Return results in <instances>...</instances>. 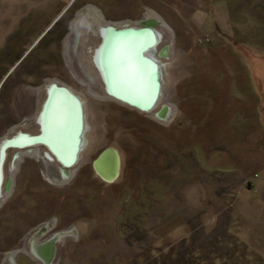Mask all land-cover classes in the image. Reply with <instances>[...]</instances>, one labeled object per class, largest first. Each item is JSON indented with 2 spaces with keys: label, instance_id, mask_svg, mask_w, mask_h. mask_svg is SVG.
I'll use <instances>...</instances> for the list:
<instances>
[{
  "label": "rangeland",
  "instance_id": "374dc122",
  "mask_svg": "<svg viewBox=\"0 0 264 264\" xmlns=\"http://www.w3.org/2000/svg\"><path fill=\"white\" fill-rule=\"evenodd\" d=\"M70 2H47L67 8L37 39L23 23L0 46V140L38 134L46 84L77 96L84 121L70 167L43 144L6 150L0 264H264V0ZM102 25L156 31L150 110L105 92ZM22 71L44 78L22 80L14 112ZM107 148L124 159L112 181L93 167Z\"/></svg>",
  "mask_w": 264,
  "mask_h": 264
},
{
  "label": "water",
  "instance_id": "95a60500",
  "mask_svg": "<svg viewBox=\"0 0 264 264\" xmlns=\"http://www.w3.org/2000/svg\"><path fill=\"white\" fill-rule=\"evenodd\" d=\"M73 0H71L72 2ZM70 2V3H71ZM69 3V4H70ZM67 8V6H66ZM66 8L61 12L63 13ZM60 15L54 20L56 21ZM133 38H136V43L133 44L134 48H130L133 54L134 58V64L131 63V60L128 59L125 61L122 58L119 60H114L115 55H118L119 47H122V44H127L130 40ZM157 42V33L156 31L148 26L143 28H135V27H128V28H121L119 30H115L114 27L111 28V30L108 32V34L101 39V43L98 47V50H100V61L102 62L101 65L103 66V75L105 77L104 83L108 88V92L110 94H113V96H116V98L123 100L124 102H127L130 104V106H135L140 108L141 110L147 111L153 108L155 105L158 96L160 95V77L162 74L161 65L157 64V59L149 54V50L151 48L155 47V44ZM165 54L167 53V50L164 51ZM111 56V58H110ZM109 58L111 60H109ZM115 68H113V66ZM125 67L129 68H135L136 75L140 73L142 75L143 79H147L146 85H141L140 79L141 76L137 77L136 83L133 84V86L136 88L134 90L135 93H132L129 91L126 87H124L121 83L122 80V72L124 71ZM160 71V73H159ZM5 78V77H4ZM2 79V81L4 80ZM2 81L0 83H2ZM54 89V95L51 90ZM57 90V91H56ZM128 90V91H127ZM51 91V92H50ZM52 93V94H51ZM55 95H60L62 98L65 99L66 102H68L71 106V110L73 113L72 121H73V130L71 131V151L69 152L66 159L63 157H57L53 151L49 148V144L47 142L46 132L41 133V138L38 137H26L27 140H31L30 142H40L41 144L47 146V148L51 151L53 156L62 164V162L68 166L75 163L77 160L78 153L81 149V145L83 142V131H84V121H83V112L81 105L78 101V99L70 93L67 89L60 87H56L54 84L50 87L49 95H47V98L44 102L43 110L41 113V118L45 121L47 124V120L49 118V113L52 111L53 108V100ZM53 96V97H51ZM129 106V105H128ZM165 109V108H164ZM163 113V112H162ZM161 113V114H162ZM68 125V122L65 121V126ZM46 127V125H45ZM65 127V133L68 134L67 128ZM45 135V136H44ZM107 150H111L114 154V166L112 167V175L109 178H104L106 181H112L114 180L119 172V155L113 148H107L103 150L99 155L96 157V159L93 161V167L96 171L95 163L98 162L104 153ZM60 159V160H59ZM63 164V165H64ZM65 166V165H64ZM66 167V166H65Z\"/></svg>",
  "mask_w": 264,
  "mask_h": 264
},
{
  "label": "bare ground",
  "instance_id": "6f19581e",
  "mask_svg": "<svg viewBox=\"0 0 264 264\" xmlns=\"http://www.w3.org/2000/svg\"><path fill=\"white\" fill-rule=\"evenodd\" d=\"M114 27L113 25H105V26H101L99 27V33L101 35V38H104L108 32L111 30V28ZM115 30H119L121 28H116L114 27ZM124 28H128V27H124ZM136 43V38H133L132 40H130L129 42H127V44H122V47H119V50H118V55H115V59L114 60H119L120 58H122L123 60L125 59V61H127V58L128 59H133L131 60V63L134 62V58L132 57L133 54L132 52L134 51H131L130 48H134L133 44ZM100 50H96L95 51V55L93 56V61L99 71V74L101 75L100 77L102 78L103 82L105 80V77L103 75V66L101 65V61H100V58H99V55H100ZM111 58V56H110ZM109 58V60H111ZM134 64V63H132ZM113 68H115L114 65H112ZM136 70L137 69H133L132 67L129 68V67H125L124 71L122 72V80H121V83L124 87H126L129 91H131L132 93H135L134 90L136 88V85L135 87L133 86V84L136 83V80H137V77L141 76L140 73H138L136 75ZM160 73V71H159ZM159 77H160V74H159ZM160 79V78H159ZM141 81V85H146L147 83V79H143V77L140 79ZM54 83L52 84H49L47 85V90H48V94L49 95V90H50V87L53 85ZM105 84V83H104ZM55 85V84H54ZM56 87H58V89L60 88L59 86L55 85ZM106 85H104V90L105 92L107 93L108 96H110L111 98H114L116 99L117 101L121 102V103H124L126 105H129L127 102H124L123 100H120L118 98H116V96H113V94H110L108 92V88L107 86L105 87ZM64 88V87H63ZM66 89V88H65ZM127 90V91H128ZM52 93L54 92V89L51 90ZM50 91V92H51ZM57 91V90H56ZM69 91V90H68ZM70 92V91H69ZM51 93V94H52ZM55 93V92H54ZM53 93V95H54ZM71 93V92H70ZM53 97V96H51ZM77 98V96H75ZM78 99V98H77ZM79 101V99H78ZM80 103V101H79ZM81 105V103H80ZM140 111H144V110H141L140 108L138 107H135V106H132ZM81 108H82V105H81ZM148 111V110H147ZM83 112V111H82ZM49 118L47 120V124H46V120L44 121L42 118L39 120L40 122V127H41V133H44L46 132V137L47 138V142L49 144H45V145H48L49 148L53 151V153L57 156V157H63L64 159H66V157L68 156L69 152L71 151V131L73 130V121H72V110H71V106L68 102L65 101L64 98H62L60 95H55L54 97V100H53V108H52V111H50L49 113ZM65 121L68 122V127L65 126ZM46 125V127H45ZM65 127L67 128V133L66 134L64 131H65ZM41 133L40 135H38L40 138H41ZM44 135V136H45ZM38 136H33V137H38ZM28 136H16L14 138H2L0 140V147H3V157L2 159H0V164H1V161H3V158L5 156V153H6V150L10 147H15V148H25V147H29V146H33L35 144H41L40 142H30L31 140H27ZM30 137V136H29ZM49 157V156H48ZM60 157V158H61ZM50 159H52V157L50 156L49 157ZM57 160V159H56ZM60 160V159H59ZM114 162H115V159H114V154L111 150H107L104 155L102 156V158L95 163V167H96V173L100 176V177H104V178H109L111 175H112V167L114 166ZM62 164H64L62 162ZM74 164V163H73ZM72 164V165H73ZM66 167H70L66 164H64ZM1 169H0V196L2 195V187H1ZM14 253H8L7 256L8 257H11V260L13 258V255ZM41 257V256H40ZM6 262V261H5ZM12 263V262H10Z\"/></svg>",
  "mask_w": 264,
  "mask_h": 264
},
{
  "label": "crops",
  "instance_id": "0c3cea01",
  "mask_svg": "<svg viewBox=\"0 0 264 264\" xmlns=\"http://www.w3.org/2000/svg\"><path fill=\"white\" fill-rule=\"evenodd\" d=\"M48 1L36 0L35 3L33 0H0V46L9 40L23 23L28 26L33 25L36 28V34L32 37L33 40L47 30L49 28L48 20L53 23L62 12L57 15L53 7L46 6ZM14 61H16V58ZM194 203L197 202L194 201L190 205Z\"/></svg>",
  "mask_w": 264,
  "mask_h": 264
},
{
  "label": "flooded vegetation",
  "instance_id": "af4514ba",
  "mask_svg": "<svg viewBox=\"0 0 264 264\" xmlns=\"http://www.w3.org/2000/svg\"><path fill=\"white\" fill-rule=\"evenodd\" d=\"M25 34L23 35V37L22 38H25ZM26 40V39H25ZM26 42H29V40L28 41H26ZM22 52H26V48H24L23 49V51ZM24 53H21V54H19L17 57H16V60H18L20 57H22L23 56V54ZM95 55V54H94ZM32 74H34V75H32ZM25 78H28V79H33V81H35L34 83H29L30 84V87H33V88H39V87H41V85H42V83H40L41 82V79L42 78H44V75H42L39 71H22V72H20V74L17 76V78H15L14 79V81H13V83L11 84V87H10V90H11V94H12V111H17V108H16V103H15V101H16V97H17V95H16V93H17V91L19 90V88H20V86H21V83H23L22 82V80L23 79H25ZM24 84V83H23ZM57 85V84H56ZM105 85V84H104ZM106 87V86H105ZM47 94H48V92H47V84L45 85V95H46V98H47ZM46 100V99H45ZM23 105H26V104H23ZM29 106H30V104H29ZM43 106H44V103H43V105H42V107H41V110H40V112H39V115H38V118L36 119V123H37V125H38V128H39V132H38V134H36V135H31V134H27V133H22V132H19V133H17L16 135H14L13 137H11V139L12 138H14V137H16V136H30V137H33V136H38V135H40V133H41V128H40V122H39V120L41 119V113H42V110H43ZM132 106V105H131ZM27 107H28V105H27ZM27 109V108H26ZM21 120H18V118H16V114L14 113V114H12V122H11V126H13V127H16L18 124H19V122H20ZM118 155H119V168H120V165H121V162L122 161H124V159H123V157L118 153Z\"/></svg>",
  "mask_w": 264,
  "mask_h": 264
},
{
  "label": "snow or ice",
  "instance_id": "6c2138e0",
  "mask_svg": "<svg viewBox=\"0 0 264 264\" xmlns=\"http://www.w3.org/2000/svg\"><path fill=\"white\" fill-rule=\"evenodd\" d=\"M3 157V147H0V159Z\"/></svg>",
  "mask_w": 264,
  "mask_h": 264
},
{
  "label": "trees",
  "instance_id": "16d2710c",
  "mask_svg": "<svg viewBox=\"0 0 264 264\" xmlns=\"http://www.w3.org/2000/svg\"><path fill=\"white\" fill-rule=\"evenodd\" d=\"M215 258H217V257H215ZM214 262L216 263L217 261H216V260H214ZM198 264H200V263H198Z\"/></svg>",
  "mask_w": 264,
  "mask_h": 264
}]
</instances>
